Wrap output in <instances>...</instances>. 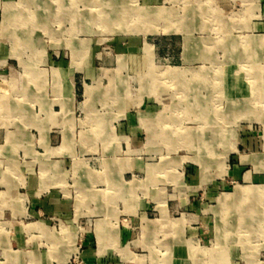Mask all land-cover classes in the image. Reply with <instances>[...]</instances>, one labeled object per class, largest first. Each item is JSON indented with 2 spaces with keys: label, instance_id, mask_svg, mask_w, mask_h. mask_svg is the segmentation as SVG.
I'll use <instances>...</instances> for the list:
<instances>
[{
  "label": "rangeland",
  "instance_id": "rangeland-1",
  "mask_svg": "<svg viewBox=\"0 0 264 264\" xmlns=\"http://www.w3.org/2000/svg\"><path fill=\"white\" fill-rule=\"evenodd\" d=\"M263 38L264 0H0L1 114L32 101L41 117L69 88L83 102L91 87L93 118L134 119L122 150L143 169L124 176L140 184L137 203L113 199L105 219L78 203L82 173L70 172L56 187L66 216H42L58 245L41 231L24 241L62 244L68 264H84L107 227L101 264H264V46L248 43ZM83 112L75 162L94 169L104 141L84 138L95 126Z\"/></svg>",
  "mask_w": 264,
  "mask_h": 264
},
{
  "label": "crops",
  "instance_id": "crops-1",
  "mask_svg": "<svg viewBox=\"0 0 264 264\" xmlns=\"http://www.w3.org/2000/svg\"><path fill=\"white\" fill-rule=\"evenodd\" d=\"M185 55L190 60L193 53L186 50ZM91 89L84 88V101L79 102L75 87L69 88L67 101L43 103L44 116L41 117L34 114L32 101L19 106L11 102L5 110L6 116L0 112V221L4 220L7 226L4 230L0 228V264H68L69 252L62 244L52 250L40 251L26 243L24 235L34 237L41 231L58 245L57 238L45 225L47 222L42 216H66L68 202L56 187L63 184V178L70 172L82 173L76 182L82 197L78 203L93 206L91 213H102L104 219L112 218L109 206L113 199L122 200L127 205L137 203L130 196L140 188V184L126 182L124 176L143 170L142 164L134 161L130 167L125 159L127 154L122 150L126 129L134 119L127 122L117 114L93 118V106L100 100ZM10 91L9 88H0V94L7 95ZM77 111H84V121L95 126L91 133H83L84 138L104 141L106 154L100 167L91 169L75 162L73 142L74 128L78 125L75 118ZM118 120L121 127L116 135L113 125ZM3 125L23 127L11 131V127L2 129ZM39 125L44 128L41 134L35 136L32 127ZM34 140L39 143L37 149H34ZM27 206L30 207V214ZM29 215L32 221L28 226L32 233L27 232L28 226L21 227V220ZM110 231L107 227L99 229L95 247L84 251L87 257L84 264L102 263L103 257L98 254H105L111 246L109 238L113 233Z\"/></svg>",
  "mask_w": 264,
  "mask_h": 264
},
{
  "label": "bare ground",
  "instance_id": "bare-ground-1",
  "mask_svg": "<svg viewBox=\"0 0 264 264\" xmlns=\"http://www.w3.org/2000/svg\"><path fill=\"white\" fill-rule=\"evenodd\" d=\"M153 16V15H152ZM113 21V20H112ZM248 43H253V44H256V45H258V46H261V47H263L264 46V38L263 39H261V40H259L258 42H254L253 40L252 41H250V42H248ZM150 50V49H149ZM188 52L191 50V48H189V46H188ZM231 52H233V51H231ZM243 60H244V58H243ZM239 62V61H238ZM241 62V61H240ZM242 64V63H241ZM264 72V71H263ZM183 76V73L182 72H180V73H176V74H174V75H172V80L174 79V80H177V79H179V78H181ZM205 86V85H204ZM225 87V86H224ZM186 101H188V100H186ZM182 102H184V101H182ZM176 106V105H175ZM190 106V105H189ZM189 108V107H188ZM193 108V107H192ZM219 114V113H218ZM221 127V126H220Z\"/></svg>",
  "mask_w": 264,
  "mask_h": 264
}]
</instances>
